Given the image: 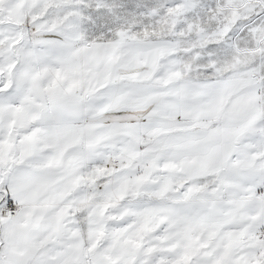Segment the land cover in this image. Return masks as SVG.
<instances>
[{
	"label": "snow or ice",
	"instance_id": "snow-or-ice-1",
	"mask_svg": "<svg viewBox=\"0 0 264 264\" xmlns=\"http://www.w3.org/2000/svg\"><path fill=\"white\" fill-rule=\"evenodd\" d=\"M0 264H264V0H0Z\"/></svg>",
	"mask_w": 264,
	"mask_h": 264
}]
</instances>
